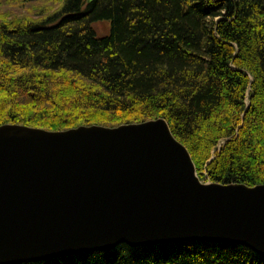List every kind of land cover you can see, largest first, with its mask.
Wrapping results in <instances>:
<instances>
[{
    "label": "trees",
    "instance_id": "trees-1",
    "mask_svg": "<svg viewBox=\"0 0 264 264\" xmlns=\"http://www.w3.org/2000/svg\"><path fill=\"white\" fill-rule=\"evenodd\" d=\"M159 118L203 181L264 183V0H0V126L61 131ZM22 264L264 257L219 242L121 243Z\"/></svg>",
    "mask_w": 264,
    "mask_h": 264
},
{
    "label": "water",
    "instance_id": "water-1",
    "mask_svg": "<svg viewBox=\"0 0 264 264\" xmlns=\"http://www.w3.org/2000/svg\"><path fill=\"white\" fill-rule=\"evenodd\" d=\"M185 242L264 257V183L203 181L164 118L0 126V264Z\"/></svg>",
    "mask_w": 264,
    "mask_h": 264
},
{
    "label": "rangeland",
    "instance_id": "rangeland-1",
    "mask_svg": "<svg viewBox=\"0 0 264 264\" xmlns=\"http://www.w3.org/2000/svg\"><path fill=\"white\" fill-rule=\"evenodd\" d=\"M96 27V30L99 34H106L109 30H108V23L106 22H100V23H97L95 25Z\"/></svg>",
    "mask_w": 264,
    "mask_h": 264
}]
</instances>
